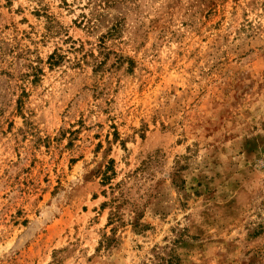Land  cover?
<instances>
[{
    "label": "rangeland",
    "instance_id": "rangeland-1",
    "mask_svg": "<svg viewBox=\"0 0 264 264\" xmlns=\"http://www.w3.org/2000/svg\"><path fill=\"white\" fill-rule=\"evenodd\" d=\"M0 264H264V0H0Z\"/></svg>",
    "mask_w": 264,
    "mask_h": 264
}]
</instances>
